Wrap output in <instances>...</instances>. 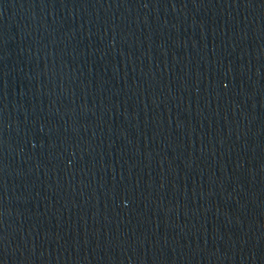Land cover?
Listing matches in <instances>:
<instances>
[{"label":"water","instance_id":"1","mask_svg":"<svg viewBox=\"0 0 264 264\" xmlns=\"http://www.w3.org/2000/svg\"><path fill=\"white\" fill-rule=\"evenodd\" d=\"M264 210V0H0V264H179Z\"/></svg>","mask_w":264,"mask_h":264}]
</instances>
